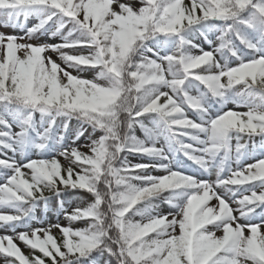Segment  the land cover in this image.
<instances>
[{
	"label": "snow or ice",
	"instance_id": "snow-or-ice-1",
	"mask_svg": "<svg viewBox=\"0 0 264 264\" xmlns=\"http://www.w3.org/2000/svg\"><path fill=\"white\" fill-rule=\"evenodd\" d=\"M0 26L3 264H264V0H0Z\"/></svg>",
	"mask_w": 264,
	"mask_h": 264
},
{
	"label": "rangeland",
	"instance_id": "rangeland-1",
	"mask_svg": "<svg viewBox=\"0 0 264 264\" xmlns=\"http://www.w3.org/2000/svg\"><path fill=\"white\" fill-rule=\"evenodd\" d=\"M31 23V21H30ZM0 32H6V33H9V34H21L18 32V30L16 29H13V28H7V27H3V26H0ZM199 42V41H197ZM206 47V45H203ZM89 78L91 76V74H86ZM139 134V133H138ZM259 142L258 138H257V143ZM80 144H83L85 143V140L82 138V140L79 142ZM82 150H86V149H82ZM133 162H137L136 160H133ZM251 162V161H250ZM81 202V199L79 200H73L72 202H70L69 204H71L73 207L76 206L77 203H80ZM212 203H215V201H213ZM161 211L163 212H167L169 211V208L166 204H161ZM259 211V209H258ZM37 214L39 216H44V212H41L40 209L37 210ZM45 219H47L49 222H56V219H57V210H52V211H49L47 216L45 217ZM60 222L61 223H66V221L63 219V217L61 216L60 217ZM76 227H83L85 225H83L82 223L81 224H77L75 225ZM2 234H5L4 230L3 229H0V235ZM10 234V233H9ZM219 234V233H218ZM19 243V242H18ZM22 250L23 251H27V248H25L22 244L20 245ZM0 264H3V260L0 259Z\"/></svg>",
	"mask_w": 264,
	"mask_h": 264
},
{
	"label": "trees",
	"instance_id": "trees-1",
	"mask_svg": "<svg viewBox=\"0 0 264 264\" xmlns=\"http://www.w3.org/2000/svg\"><path fill=\"white\" fill-rule=\"evenodd\" d=\"M83 195L84 194H81V193H77V194H75V195H73V194H70V195H68L67 197H66V199L68 200V202L70 203V202H72L73 200H79V199H81L82 197H83ZM41 211H43L42 210V208L40 209ZM52 210H57V206H56V204H50L49 205V211H52ZM25 253L27 254L28 253V249H27V251H25Z\"/></svg>",
	"mask_w": 264,
	"mask_h": 264
}]
</instances>
